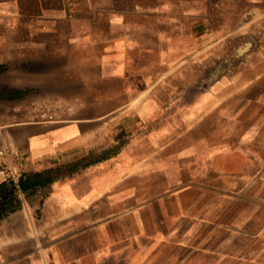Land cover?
Returning <instances> with one entry per match:
<instances>
[{"label": "rangeland", "instance_id": "374dc122", "mask_svg": "<svg viewBox=\"0 0 264 264\" xmlns=\"http://www.w3.org/2000/svg\"><path fill=\"white\" fill-rule=\"evenodd\" d=\"M40 5L59 13L75 7L153 12L172 21L186 16L185 37L171 38L164 54L154 50L155 60L165 56L173 64L163 82L153 76V96L138 105L145 110L139 129L111 145L107 140L104 150L91 151L75 168L120 155L137 139L127 152L133 161L127 168L136 174L117 177L121 181L104 204L107 242L138 235L137 251L123 256V264H264V25L258 24L264 0H0L3 11ZM198 15L203 21L194 30ZM196 32L212 35V41L199 46ZM184 59L186 72L179 73ZM33 90L0 87V100ZM71 169H60L62 177ZM12 184L0 185V220L24 200L38 204L43 195L19 194ZM94 206L92 217L102 205ZM50 213L63 210L56 205Z\"/></svg>", "mask_w": 264, "mask_h": 264}, {"label": "crops", "instance_id": "0c3cea01", "mask_svg": "<svg viewBox=\"0 0 264 264\" xmlns=\"http://www.w3.org/2000/svg\"><path fill=\"white\" fill-rule=\"evenodd\" d=\"M259 12L262 26L264 9ZM185 18L106 8L68 7L59 13L41 5L0 10V87L34 89L0 100L2 163L16 172L12 191L43 194L38 204L24 200L0 220V264H123V256L137 251L136 233L108 242L103 233L104 204L121 181L117 177L136 174L127 152L137 139L120 155L75 168L91 151L104 150L107 140L111 145L139 129L145 110L138 105L153 96V76L163 82L173 64L165 56L155 60L154 50L164 54L171 38L185 37ZM202 21L193 17L194 30ZM193 38L201 46L213 37L196 32ZM186 64L178 61L179 73L186 72ZM197 65L192 64L194 75ZM260 74L264 79V67ZM123 119L128 121L119 126ZM66 166L72 169L62 177ZM100 204L92 217L89 209ZM56 205L63 213L51 216Z\"/></svg>", "mask_w": 264, "mask_h": 264}, {"label": "built area", "instance_id": "2783aa9c", "mask_svg": "<svg viewBox=\"0 0 264 264\" xmlns=\"http://www.w3.org/2000/svg\"><path fill=\"white\" fill-rule=\"evenodd\" d=\"M6 156V151L3 148H0V185L6 183L10 180H14L16 172L8 168L5 164L2 163V159Z\"/></svg>", "mask_w": 264, "mask_h": 264}, {"label": "water", "instance_id": "95a60500", "mask_svg": "<svg viewBox=\"0 0 264 264\" xmlns=\"http://www.w3.org/2000/svg\"><path fill=\"white\" fill-rule=\"evenodd\" d=\"M248 46H249V44H248V45H246V48H245V49H247V48H248Z\"/></svg>", "mask_w": 264, "mask_h": 264}]
</instances>
